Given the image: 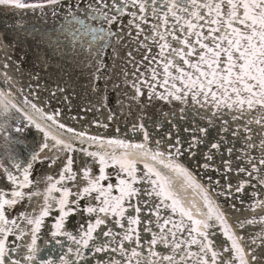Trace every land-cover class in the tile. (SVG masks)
<instances>
[{"label": "snow or ice", "instance_id": "obj_1", "mask_svg": "<svg viewBox=\"0 0 264 264\" xmlns=\"http://www.w3.org/2000/svg\"><path fill=\"white\" fill-rule=\"evenodd\" d=\"M0 264H264V0H0Z\"/></svg>", "mask_w": 264, "mask_h": 264}]
</instances>
